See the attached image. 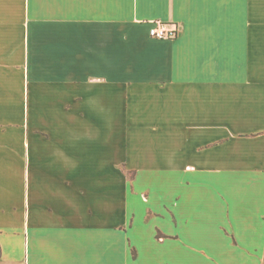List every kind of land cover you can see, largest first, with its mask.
<instances>
[{"label": "crops", "instance_id": "obj_1", "mask_svg": "<svg viewBox=\"0 0 264 264\" xmlns=\"http://www.w3.org/2000/svg\"><path fill=\"white\" fill-rule=\"evenodd\" d=\"M0 246L264 264V0H0Z\"/></svg>", "mask_w": 264, "mask_h": 264}, {"label": "built area", "instance_id": "obj_2", "mask_svg": "<svg viewBox=\"0 0 264 264\" xmlns=\"http://www.w3.org/2000/svg\"><path fill=\"white\" fill-rule=\"evenodd\" d=\"M178 28L163 22H156L150 29L149 34L152 38L159 40H173L178 36Z\"/></svg>", "mask_w": 264, "mask_h": 264}, {"label": "rangeland", "instance_id": "obj_3", "mask_svg": "<svg viewBox=\"0 0 264 264\" xmlns=\"http://www.w3.org/2000/svg\"><path fill=\"white\" fill-rule=\"evenodd\" d=\"M170 25H175V24H170ZM176 26V25H175ZM178 28V26H176ZM180 29L178 28V31ZM180 32V31H179ZM124 173L126 174L125 176L127 177V179H131L134 175V171L133 170H124Z\"/></svg>", "mask_w": 264, "mask_h": 264}, {"label": "trees", "instance_id": "obj_4", "mask_svg": "<svg viewBox=\"0 0 264 264\" xmlns=\"http://www.w3.org/2000/svg\"><path fill=\"white\" fill-rule=\"evenodd\" d=\"M0 258H1V246H0Z\"/></svg>", "mask_w": 264, "mask_h": 264}]
</instances>
